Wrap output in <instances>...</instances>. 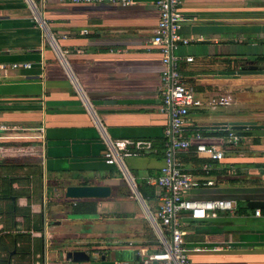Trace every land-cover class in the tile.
<instances>
[{"label": "crops", "instance_id": "0c3cea01", "mask_svg": "<svg viewBox=\"0 0 264 264\" xmlns=\"http://www.w3.org/2000/svg\"><path fill=\"white\" fill-rule=\"evenodd\" d=\"M179 10L180 34L191 41L176 53L193 58L181 61L180 71L202 102L181 134L200 131L224 154L214 160L192 148L176 151L196 182L186 195L236 202L234 211L199 220L182 214L188 258L191 264H264V208L255 216L256 208L247 206L264 200V73H238L246 60L264 68V0H181ZM157 21L156 0H0V63L31 64L0 68V121L44 128L43 138L30 129L2 144L33 152L0 156V264H89L67 260L69 250H85L100 264H144L140 250L161 248L141 201L123 192L122 176L125 168L136 186L156 176L163 154L124 157L123 169L104 161L108 139L164 146L169 116L158 109ZM219 97L228 103L212 102ZM229 122L256 127L221 125ZM226 128L239 133L237 145L226 141ZM202 163L210 164L207 173ZM72 184H106L111 195L72 199L64 194ZM80 201L94 202L96 215H74ZM144 201L155 213L157 202Z\"/></svg>", "mask_w": 264, "mask_h": 264}, {"label": "built area", "instance_id": "2783aa9c", "mask_svg": "<svg viewBox=\"0 0 264 264\" xmlns=\"http://www.w3.org/2000/svg\"><path fill=\"white\" fill-rule=\"evenodd\" d=\"M73 3L101 4L103 2L128 5L131 0H68ZM181 0H156L158 21L153 29L152 44L159 50L162 65L160 74V104L159 111L169 116V121L163 129L165 137L164 146L161 149L164 164L159 173L154 177L146 178L147 183L153 187V199L157 202L155 213L150 212L148 218L152 228L158 237L161 248L150 254H142L144 264H191L185 248L182 229V214L187 213L193 220L203 219L209 213L219 211H234L236 202L227 198L197 199L186 195V191L196 185L190 172L184 170L180 160L176 156L177 150H188L192 148L196 154L208 159L221 160L224 156L223 150L215 143L206 142L200 131H195L191 137H183L181 132L186 123L187 116L193 108L201 106L202 102L197 96L194 87L183 81L180 71L181 61H192V56L182 57L176 53L180 44H187L191 38L180 34L181 22L184 19L179 10ZM9 66L12 69L19 67L30 68L31 64L11 63L10 65L0 63V68ZM218 104H227L228 99L219 97L212 99ZM36 130L43 138L44 128L42 126L27 127L12 125L0 121V155H11L15 157L29 155L33 152L30 146L2 145L4 142L18 140L24 131ZM226 141L237 145L240 135L237 131L226 128ZM134 149L135 151L129 150ZM149 151L157 153L158 150L149 141L133 140H107V149L104 152V161L124 168V157L139 155L140 152ZM201 169L207 173L210 169L209 163H202ZM211 184V180L206 181ZM255 216H261L260 208L254 209Z\"/></svg>", "mask_w": 264, "mask_h": 264}, {"label": "water", "instance_id": "95a60500", "mask_svg": "<svg viewBox=\"0 0 264 264\" xmlns=\"http://www.w3.org/2000/svg\"><path fill=\"white\" fill-rule=\"evenodd\" d=\"M245 65H241L239 72L241 74H261L264 73V68L258 65V60H246ZM244 123V124H243ZM229 122L221 124L224 127L229 126L232 129H237L240 125L256 127L253 122ZM123 173L127 181L131 184V188L135 196L141 201L148 215L150 212L146 207L145 201L142 198L133 178L129 175L128 171L124 168ZM65 196L72 199H91V198H105L111 195V187L106 184H72L67 185L64 189ZM248 207L251 208H264V200H252L247 203ZM65 258L74 263L89 262V264H100L95 257L87 253L85 250H69L65 254ZM104 258V256H101Z\"/></svg>", "mask_w": 264, "mask_h": 264}, {"label": "trees", "instance_id": "16d2710c", "mask_svg": "<svg viewBox=\"0 0 264 264\" xmlns=\"http://www.w3.org/2000/svg\"><path fill=\"white\" fill-rule=\"evenodd\" d=\"M226 135V131L223 132ZM165 142V139L162 143ZM158 150L157 153L161 152V148H156ZM156 154V153H155ZM179 159L181 160V156H179ZM207 161V160H205ZM204 161V162H205ZM209 162V161H207ZM9 185H7V189L9 190ZM137 188L143 197V199L149 201L150 199H153V187L150 186L147 181H139L137 182ZM72 212L74 215L84 214V215H96V205L94 202L90 201H80L76 202L72 206Z\"/></svg>", "mask_w": 264, "mask_h": 264}, {"label": "rangeland", "instance_id": "374dc122", "mask_svg": "<svg viewBox=\"0 0 264 264\" xmlns=\"http://www.w3.org/2000/svg\"><path fill=\"white\" fill-rule=\"evenodd\" d=\"M0 156H6V155H4V154H1ZM122 178H123V186L126 188V190L125 191H123V192H128L129 194H134L133 193V191H132V188H131V184L127 181V179L125 178V176L123 175L122 176Z\"/></svg>", "mask_w": 264, "mask_h": 264}]
</instances>
